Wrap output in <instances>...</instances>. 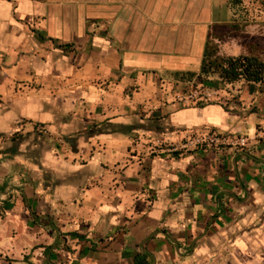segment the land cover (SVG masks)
<instances>
[{"label":"crops","instance_id":"0c3cea01","mask_svg":"<svg viewBox=\"0 0 264 264\" xmlns=\"http://www.w3.org/2000/svg\"><path fill=\"white\" fill-rule=\"evenodd\" d=\"M261 2L0 0V250L196 264L239 244L264 202V79L201 69L213 42L264 61ZM211 129L247 146L197 144Z\"/></svg>","mask_w":264,"mask_h":264},{"label":"rangeland","instance_id":"374dc122","mask_svg":"<svg viewBox=\"0 0 264 264\" xmlns=\"http://www.w3.org/2000/svg\"><path fill=\"white\" fill-rule=\"evenodd\" d=\"M260 7L264 8V0L260 3ZM241 31H229V34H238L244 36V40L250 43V34L246 32V28ZM262 37L255 38L254 41L261 44ZM213 42V47H216ZM255 55V54H251ZM257 56V55H255ZM259 57V56H258ZM260 58V57H259ZM203 86L199 82H194L188 86L186 92L195 95V98L203 93ZM254 227H244L242 230L245 235L239 244H233L231 239L225 240L214 245L213 251L206 255L205 259L199 260L196 264H264V202L260 204L256 213ZM239 247V248H238ZM240 249V250H239ZM0 264H55L46 259L44 250L41 251L39 245L28 250V246L24 245L20 253H10L7 250H0Z\"/></svg>","mask_w":264,"mask_h":264},{"label":"trees","instance_id":"16d2710c","mask_svg":"<svg viewBox=\"0 0 264 264\" xmlns=\"http://www.w3.org/2000/svg\"><path fill=\"white\" fill-rule=\"evenodd\" d=\"M215 52V48L212 47L205 55L201 75L217 72L223 80L228 82L241 77L253 81L264 79V61L258 56H215Z\"/></svg>","mask_w":264,"mask_h":264},{"label":"built area","instance_id":"2783aa9c","mask_svg":"<svg viewBox=\"0 0 264 264\" xmlns=\"http://www.w3.org/2000/svg\"><path fill=\"white\" fill-rule=\"evenodd\" d=\"M187 99L195 100V95L188 94ZM37 131H39L42 135H47L50 132L45 125H38ZM196 143L208 147L230 145L244 148L247 146V141L244 137L235 136L230 133L220 132L215 129H211L201 137L197 138ZM160 148H164V145H160Z\"/></svg>","mask_w":264,"mask_h":264}]
</instances>
